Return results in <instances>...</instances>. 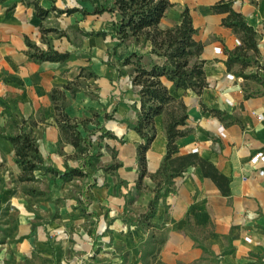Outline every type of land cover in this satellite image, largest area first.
Instances as JSON below:
<instances>
[{
	"label": "crops",
	"instance_id": "1",
	"mask_svg": "<svg viewBox=\"0 0 264 264\" xmlns=\"http://www.w3.org/2000/svg\"><path fill=\"white\" fill-rule=\"evenodd\" d=\"M74 1L79 6H72ZM84 1L91 2L86 9ZM169 1L172 6L165 11L160 26L175 25L181 11L188 10L196 30L193 37L203 44L200 59L207 86L195 94L175 89L170 81L160 78L168 92L187 108L186 124L182 127L187 133L176 141L177 152L169 166L179 175L172 179L171 190L159 198L148 221L153 226L146 225L139 216L153 197L154 183L148 176L138 183L136 145L142 140L126 125L136 120L139 88L130 81L132 66L121 63L134 53L142 55V64L149 67L155 60L149 53L150 45L118 43L115 16L106 11L92 13L94 8L112 6L113 0H39L47 10L75 9L69 14L51 11L45 20H40L31 6L16 2L8 9L13 0L0 2V133L30 131L44 166L57 171H45L42 176L37 174L39 169L33 172V180L20 181L13 145L0 134V264L31 259L36 250L49 258L45 233L61 223L80 226L85 218L78 206L92 223L86 235L93 236L96 220L105 213L115 241L129 244L130 249L136 243L155 244L152 251L133 252L129 264H264V174H257V169L264 167L249 164L251 154L264 151V0L232 3V9L240 12L257 33L260 57L244 70L257 79L236 76L237 66L231 71L226 69L225 50L235 48L239 41L221 25L224 14L210 10L220 0ZM40 26L62 30L67 37L47 33L41 40ZM70 29L75 30L78 42L72 41ZM25 37L41 49L68 52L72 59L64 63L33 61L27 55ZM111 50L114 59L108 61ZM83 51L89 52V59L79 58ZM78 67H88L97 76L89 78L98 88L99 101L116 100L114 120L105 125L112 141L108 145L113 147L119 163L113 172L95 173L94 162L67 164L65 157L77 152L70 144L59 142L49 94L53 88L62 90L61 85L72 82L79 73ZM79 94L77 89L74 95L64 90L65 100L80 96L89 102ZM208 109L219 110L225 116L219 119ZM65 112L70 117L66 107ZM154 127L155 137L145 152L147 174L158 169L165 153L161 116L154 118ZM101 157L94 160L100 161ZM102 160L111 162V155ZM66 166L84 173L88 181L94 183L96 177L101 182L96 180L95 186L87 189L86 198L83 192L77 193L78 198L65 196L59 182L69 177L64 175ZM48 175L54 182L47 184ZM38 179H44L45 186H36ZM120 184L126 190H119ZM39 195L65 197L56 206L49 200H39L36 206L32 198ZM32 208L41 217L40 224ZM123 213L131 221L123 218ZM33 226L35 229L31 230Z\"/></svg>",
	"mask_w": 264,
	"mask_h": 264
},
{
	"label": "trees",
	"instance_id": "2",
	"mask_svg": "<svg viewBox=\"0 0 264 264\" xmlns=\"http://www.w3.org/2000/svg\"><path fill=\"white\" fill-rule=\"evenodd\" d=\"M4 1L6 0H0V2ZM16 2L33 7L40 20H45L51 11L56 14H69L75 11L73 8L58 10L54 7L47 10L41 7L39 0H13L8 9H11ZM232 3L233 0H220L210 6L213 13L224 14L221 18V25L229 28L239 41L235 48L225 50L227 55L225 66L229 71L237 66L234 74L238 77L257 79L254 74L244 73V70L257 63L260 57L257 47V33L240 12L232 9ZM171 6L172 3L169 0H113L112 6L103 5L100 9L94 8L92 12L99 14L106 11L115 16L114 28L118 43L131 42L135 45L148 43L150 45L149 53L155 56V60L150 62L149 67L142 64V55L134 53L125 57L121 62L122 65L132 66L130 81L133 86L139 88L137 93L139 106L135 108L136 120L133 123H126V125L142 140L136 145L139 166L138 183L144 176H148L154 183L153 197L147 204V210L139 216V220L149 226H153L148 221L155 213L159 198L171 190L172 179L179 175V172L170 170L169 161L172 155L177 152L176 141L187 133V130L182 128L186 124L187 108L181 99L174 98L168 92L160 78L170 81L175 89L190 90L195 94H200L207 86L203 60L200 59L203 44L193 37L196 30L192 26L188 10L185 8L181 11L179 20L175 25L160 26L165 11ZM85 13L83 12V14ZM40 33L41 40H44V35L47 33L67 37L64 31L52 27L43 28L40 26ZM82 34L89 35L87 32H82ZM24 41L27 46V55L33 61L64 63L72 59V55L68 52L61 53L50 47L41 49L26 37ZM87 69L86 75L95 79L97 76L89 68ZM81 76L83 75L80 71L76 78ZM61 88L62 90L55 87L49 94L56 115L55 121L59 131V141L62 140L70 144L77 153H83L88 146L85 137L82 136L77 124L72 122L64 110V90L74 95L76 88L71 87L70 83L61 85ZM245 96H249V94ZM208 111L219 119L225 116L219 110L208 109ZM156 116H161L166 138L165 153L158 169L153 174H147L145 152L155 137L154 118ZM11 121L15 126L17 125L16 121ZM82 127H85L84 123ZM1 135L13 145L15 163L21 171L20 181L33 180V172L39 169L57 173L54 168L44 167L36 140L30 131L23 132L20 129L14 134ZM112 159L113 162L105 168V171L113 172L119 166V163L114 160V154ZM64 175L78 176L80 172L66 166ZM202 249L206 252L203 246ZM155 264L161 263L156 262Z\"/></svg>",
	"mask_w": 264,
	"mask_h": 264
},
{
	"label": "rangeland",
	"instance_id": "3",
	"mask_svg": "<svg viewBox=\"0 0 264 264\" xmlns=\"http://www.w3.org/2000/svg\"><path fill=\"white\" fill-rule=\"evenodd\" d=\"M89 4H91V2L84 1L83 9L89 7ZM71 5L79 6V3L78 1H74ZM68 33L72 36L73 42H78L79 37L74 29H70ZM78 56L83 60L90 58V54L87 51L80 52ZM113 59L114 53L113 50H111L108 53L107 60L112 61ZM78 68H80L79 72L81 71L83 76L75 78L72 83H69L71 84V87L80 91L79 95L83 98L87 97L89 102H84L80 96L76 100H65L64 110L66 107L72 122L77 124L81 134L85 137L88 147L83 155L75 152L69 153L65 159H68L69 162H67V164L71 165L94 162L95 173L102 175V173L106 172L105 168L113 162L112 155H115L113 147L111 148L109 146L112 141L110 140L111 138H108L110 131H106L105 125L107 121L114 120L113 110L116 107V100L111 99L106 102L99 101V97L97 95L98 88L96 84L93 83L92 79L86 75L88 67ZM89 104H92V106L90 107ZM105 116L108 117L106 118ZM54 118L56 119V115ZM83 123L85 124L84 128L82 127ZM110 155L111 162L104 163L102 159ZM98 156H102L100 161L98 159L97 161L94 160ZM114 160H116V158ZM99 170H101V172ZM45 171V169H40V172L37 174L43 176L45 175ZM46 178L48 179L46 180L47 184H50L51 181L54 182L55 180L50 175ZM96 180L97 179L95 177L94 183L90 180L88 181L86 179V175L84 173H80L78 176L70 175L66 181L63 180L61 183L59 182V185L62 189H64L62 193H64L65 196L78 198L77 193L83 192L84 198H86L87 189L95 186V183L101 182L99 180L96 182ZM37 181L36 186H40L39 183H43V185L45 183L44 179H38ZM54 186L57 187L58 185L55 183ZM122 189H125V187L120 184L119 190ZM128 192L130 193V191ZM64 197L59 196L57 198H53L50 195H39L32 198V200L35 202L36 206L39 200L52 201V203L56 206L58 203H63ZM80 202L82 203L83 201L81 200ZM30 205L32 206V204H28L29 208ZM78 208L80 210V214L85 218V221L80 224V226H77L74 223L68 225L61 223L45 233L46 244L50 250L49 258L39 255V251L36 250L31 259H25L23 261L19 260L18 264H129L133 252H149L154 248L155 244L153 246L144 243H136L133 244V248L130 249L128 247L129 244L117 242V240L115 241L111 232L108 230L109 221L105 218V213L103 216H99V219L96 220V225L93 226L92 229L93 236L86 235L85 233L87 230L91 229L89 225L92 223H90L88 218L89 216L85 214L84 210L80 209L79 206ZM32 209L35 210L36 222L40 224L39 220L41 217L37 214L36 209ZM122 217L131 221L128 217H126V213H123ZM33 229H35L34 226L31 227V230ZM107 232L109 233L107 234ZM59 257H61L62 260H60ZM9 261H11V259Z\"/></svg>",
	"mask_w": 264,
	"mask_h": 264
},
{
	"label": "built area",
	"instance_id": "4",
	"mask_svg": "<svg viewBox=\"0 0 264 264\" xmlns=\"http://www.w3.org/2000/svg\"><path fill=\"white\" fill-rule=\"evenodd\" d=\"M227 77L233 78V76L231 74H228ZM249 164L252 167H257V166L264 167V151H257L255 153L251 154V156L249 158ZM257 174L260 176L263 175L264 170L262 168L257 169Z\"/></svg>",
	"mask_w": 264,
	"mask_h": 264
}]
</instances>
